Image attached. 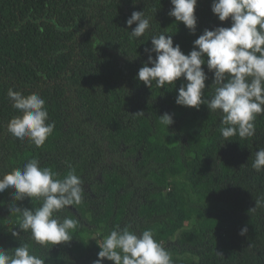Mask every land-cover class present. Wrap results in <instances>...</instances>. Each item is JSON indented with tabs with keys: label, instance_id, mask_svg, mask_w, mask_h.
I'll list each match as a JSON object with an SVG mask.
<instances>
[{
	"label": "trees",
	"instance_id": "16d2710c",
	"mask_svg": "<svg viewBox=\"0 0 264 264\" xmlns=\"http://www.w3.org/2000/svg\"><path fill=\"white\" fill-rule=\"evenodd\" d=\"M211 4L197 0L192 34L168 15L170 0H0V174L37 158L61 178L74 168L84 182V202L59 213L79 220L73 239L47 248L30 233L13 237L15 190L0 193V248L29 243L45 264H93L100 249L89 239L131 224L137 234L151 229L174 264H264V206L255 207L264 171L251 167L264 147V114L253 137L225 142L217 113L176 104L182 78L162 89L136 79L151 35H172L188 54L205 28L229 27ZM134 11H144L151 27L130 40ZM9 88L45 100L55 128L43 146L7 132L19 115ZM213 91L206 88L205 98ZM164 113L174 119L168 129L159 122ZM16 204L39 206L30 198Z\"/></svg>",
	"mask_w": 264,
	"mask_h": 264
},
{
	"label": "clouds",
	"instance_id": "9594fccd",
	"mask_svg": "<svg viewBox=\"0 0 264 264\" xmlns=\"http://www.w3.org/2000/svg\"><path fill=\"white\" fill-rule=\"evenodd\" d=\"M170 3L168 15L195 34L197 0H170ZM211 11L220 22L230 21V26L205 28L188 54L182 52L179 44L174 45L172 35H151V47L144 49L148 59L136 79L149 88L155 82L162 89L165 85L175 86L182 78L177 105L197 110L206 105L209 112L220 116L219 131L225 142L232 141V137L246 140L255 135L257 116L264 114V0H212ZM126 23L129 27L136 25L129 32L130 40L144 36L151 27V19L145 17L144 11L132 12ZM208 73L212 74L211 85L206 84ZM212 85L211 97L205 98V89ZM7 98L19 113L7 122V132L21 141L27 139L36 147L43 146L55 128V123L49 122L45 100L36 92L24 95L13 88L7 90ZM159 118L167 129L174 123L169 113ZM251 167L257 172L264 171V147L255 152ZM83 184L74 168L70 167L61 178L51 167H41L37 158L28 160L22 168L0 174V193L15 190L9 211L18 214L20 231L12 229L13 237L18 238L21 232L30 233V240L42 248L70 242L79 220L61 217L59 213L84 202ZM25 198L38 201L39 206H17L16 201ZM261 206L264 197L255 201V207ZM247 232L244 226L240 235ZM92 239L100 249L93 264H103L104 260L113 264H174L171 253L155 239L151 229L137 234L131 224L117 225L102 239ZM45 260L34 254L29 243H20L11 252L0 248V264H45Z\"/></svg>",
	"mask_w": 264,
	"mask_h": 264
},
{
	"label": "rangeland",
	"instance_id": "374dc122",
	"mask_svg": "<svg viewBox=\"0 0 264 264\" xmlns=\"http://www.w3.org/2000/svg\"><path fill=\"white\" fill-rule=\"evenodd\" d=\"M92 238H93V237H91V238L89 239V242H90L91 240H93Z\"/></svg>",
	"mask_w": 264,
	"mask_h": 264
}]
</instances>
